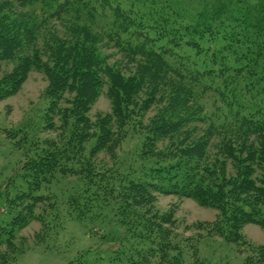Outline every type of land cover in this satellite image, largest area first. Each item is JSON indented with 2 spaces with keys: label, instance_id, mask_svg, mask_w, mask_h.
I'll return each mask as SVG.
<instances>
[{
  "label": "trees",
  "instance_id": "obj_1",
  "mask_svg": "<svg viewBox=\"0 0 264 264\" xmlns=\"http://www.w3.org/2000/svg\"><path fill=\"white\" fill-rule=\"evenodd\" d=\"M10 2L23 13L0 5V62L14 63L0 82V99L14 95L32 69L42 72L48 84L42 129L31 137L27 122L28 128H17L18 142L26 141L28 153L41 147L21 165L25 187H19L14 197L7 195V204L15 203L20 210H9V221L0 220V246L11 242L15 231L38 220L33 217L38 204L49 202L47 207L52 208V197L38 193L52 183L55 174L75 173L91 184L95 172L99 173L94 157L104 151L112 158L113 150L126 139L123 129L129 123L131 130L133 123L138 125L129 120L135 117L130 110L140 104L138 113H143L162 102L158 96L167 86L169 104L144 129L138 155L156 158L148 152H155L157 141L177 134L189 137L194 131H189L188 124L204 127L208 136L264 134V0ZM58 26L62 30L55 31ZM101 40L126 61L125 66L109 61L97 45ZM104 87L110 113L92 118L90 109ZM41 131L58 137L39 138ZM246 148L248 155L239 161L242 168H206L203 151L195 154L191 149L182 155L189 159L151 168L140 182H127L123 190H129L130 198L124 204L131 201L134 206L152 208L156 193L189 199L215 210L218 217L220 213L233 233L222 236L214 229L191 239L190 254L182 261L178 246L164 245L157 264H162L167 247L177 253L171 257L173 264H210L200 256L199 246L202 240L214 238L233 244L237 252L248 251L245 264H264V245L253 248L246 240L240 242L246 225L264 231V141ZM129 216V222L140 220L147 229L145 224L151 220L172 221L170 213L153 214L150 220L138 219L134 213ZM153 244L150 248L155 249ZM242 245H249V250H242ZM4 254L0 253V264H6ZM252 256L257 257L255 262Z\"/></svg>",
  "mask_w": 264,
  "mask_h": 264
},
{
  "label": "rangeland",
  "instance_id": "obj_2",
  "mask_svg": "<svg viewBox=\"0 0 264 264\" xmlns=\"http://www.w3.org/2000/svg\"><path fill=\"white\" fill-rule=\"evenodd\" d=\"M9 4L15 6L10 0H0V5L5 10L10 7L9 11L14 9L23 13L17 6L12 7ZM53 29L62 30L60 26ZM40 32L45 33L44 29ZM97 45L109 61L126 65V61L109 49L104 41H98ZM45 54L49 59V53ZM13 66L14 63L0 62V82ZM45 78L42 72L32 69L14 95L0 99V220L3 222L9 221V210H20L15 203L14 206L7 204V195L15 196L19 187H25L26 175L20 171L21 165L27 157H34L41 147L39 144L37 152L32 150L28 153L26 141L18 142L17 128L21 125L28 128L26 125H29L31 137L38 128L42 129V117L47 105L43 97L48 84ZM163 91L165 92L158 96L162 102L153 103L143 113H138L140 104L134 105L130 110L135 117H129V120H134L138 125L133 123L131 130L129 123L128 129L126 130L127 126L123 129L126 139L113 150L112 158L104 151L94 157L93 160L99 163V168H95L99 173L95 172L96 176L90 180L91 184L74 173L66 176L55 174L56 178L52 183L42 186L38 194L51 196L52 208L47 207L49 202L38 204L33 212V217L38 220H33L24 229L15 231L11 242L0 246V253L5 252L6 264H157L161 256L158 252L163 253L164 245L178 246L179 259L182 261L187 259V253L190 254L187 247L191 239L196 240L210 231L213 233L214 229L222 236L233 234L229 232V224L222 220L220 213L218 217L215 210L199 206L189 199L153 193L156 202L152 208L134 206L131 201L122 203L130 198L129 190H123L127 188V182H140L147 177L146 172L151 168H167L164 164L174 166L179 160L189 159L182 155L191 149L193 153L196 151L195 154L203 151V165L206 168H226L228 171L230 168H242L239 161L248 155L247 145H257L264 141V134L250 136L243 132L237 133L239 138L224 137L222 134L208 136L204 127L188 124L189 131H194L190 135L188 133L189 137L177 134V137H170L171 140L167 137L157 141L155 152H148L153 153L156 158L152 155L146 156L147 153L138 155L139 143L145 136L144 129L155 113L169 104L167 98L170 88L167 86ZM105 92L106 87L92 104L89 112L92 118L97 114L104 116L110 113L111 103ZM39 136L42 139L51 138L50 140L58 137L55 132L42 131ZM87 186L89 192H85ZM71 200L74 202L70 205ZM45 207L47 211L43 212ZM123 208L128 216L122 213ZM161 212L170 213L172 221L164 224L159 219L151 220L145 224L149 229L142 228L143 222L140 220L133 219L134 222H129V214L132 213L138 219L150 220V216L162 214ZM158 231H161L160 235ZM241 233L244 238H240L242 244L247 241L253 248L264 245V231L259 226L246 225ZM151 243H154L155 249L150 248ZM247 246L242 245L240 248L249 250ZM234 248L233 244L220 238L204 239L200 243L199 254L210 264H245L248 251L241 253ZM174 249L166 248L162 264H173L171 257L177 255ZM17 251L19 254L14 259ZM184 252L186 255L182 257ZM253 256L250 260L255 262L257 257Z\"/></svg>",
  "mask_w": 264,
  "mask_h": 264
}]
</instances>
